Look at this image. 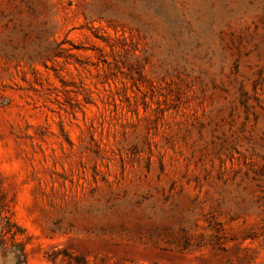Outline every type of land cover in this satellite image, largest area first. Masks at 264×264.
Masks as SVG:
<instances>
[{
  "label": "rangeland",
  "instance_id": "rangeland-1",
  "mask_svg": "<svg viewBox=\"0 0 264 264\" xmlns=\"http://www.w3.org/2000/svg\"><path fill=\"white\" fill-rule=\"evenodd\" d=\"M0 213L28 264H264V0H0Z\"/></svg>",
  "mask_w": 264,
  "mask_h": 264
},
{
  "label": "trees",
  "instance_id": "trees-1",
  "mask_svg": "<svg viewBox=\"0 0 264 264\" xmlns=\"http://www.w3.org/2000/svg\"><path fill=\"white\" fill-rule=\"evenodd\" d=\"M2 220H7V217L0 213ZM12 223V224H11ZM16 229H14V226ZM21 228L14 222H0V257L10 264H28L27 253L23 241L19 238ZM57 256H54L52 261L55 263ZM75 262L72 260L67 264H90L84 257L74 256Z\"/></svg>",
  "mask_w": 264,
  "mask_h": 264
}]
</instances>
